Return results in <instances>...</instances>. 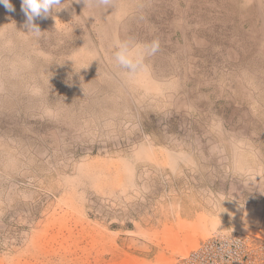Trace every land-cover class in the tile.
I'll return each mask as SVG.
<instances>
[{"label":"rangeland","instance_id":"rangeland-1","mask_svg":"<svg viewBox=\"0 0 264 264\" xmlns=\"http://www.w3.org/2000/svg\"><path fill=\"white\" fill-rule=\"evenodd\" d=\"M11 3L0 264H133L147 235L173 260L264 239V0H61L38 36ZM127 37L160 41L135 79L112 55Z\"/></svg>","mask_w":264,"mask_h":264},{"label":"clouds","instance_id":"clouds-1","mask_svg":"<svg viewBox=\"0 0 264 264\" xmlns=\"http://www.w3.org/2000/svg\"><path fill=\"white\" fill-rule=\"evenodd\" d=\"M87 3V0H85ZM99 4L110 6L112 0H97ZM8 11H14L11 0H0ZM61 0H21V10L26 16L27 34L38 36L41 30L34 23L37 18L47 17L61 9ZM59 9V10H57ZM113 60L129 79H135L147 67L146 60L160 50V41L154 38L148 42H138L132 37L116 39L113 44Z\"/></svg>","mask_w":264,"mask_h":264},{"label":"built area","instance_id":"built-area-1","mask_svg":"<svg viewBox=\"0 0 264 264\" xmlns=\"http://www.w3.org/2000/svg\"><path fill=\"white\" fill-rule=\"evenodd\" d=\"M173 264H264V239L243 233L213 236Z\"/></svg>","mask_w":264,"mask_h":264},{"label":"crops","instance_id":"crops-1","mask_svg":"<svg viewBox=\"0 0 264 264\" xmlns=\"http://www.w3.org/2000/svg\"><path fill=\"white\" fill-rule=\"evenodd\" d=\"M163 243L164 242H161L160 240L154 241L148 235L146 238L141 237L137 242L132 241L130 243L131 246H136V250L140 252L139 255H130L133 264H173L174 260L181 256H177L173 260L174 257L172 254L170 252H165L169 246ZM163 245L166 246L164 247Z\"/></svg>","mask_w":264,"mask_h":264},{"label":"trees","instance_id":"trees-1","mask_svg":"<svg viewBox=\"0 0 264 264\" xmlns=\"http://www.w3.org/2000/svg\"><path fill=\"white\" fill-rule=\"evenodd\" d=\"M143 128H144V131L147 133V134H150L152 136H155V130H153L152 126L149 125V122H143Z\"/></svg>","mask_w":264,"mask_h":264}]
</instances>
